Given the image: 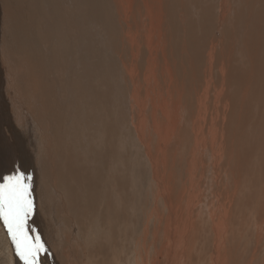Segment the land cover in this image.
<instances>
[{"label": "bare ground", "instance_id": "bare-ground-1", "mask_svg": "<svg viewBox=\"0 0 264 264\" xmlns=\"http://www.w3.org/2000/svg\"><path fill=\"white\" fill-rule=\"evenodd\" d=\"M0 18L8 25L2 26L0 36L10 41L0 42V184L27 168L16 162V133L8 124V111L31 117L39 91L46 92L48 126L39 135L41 161L55 167L62 108L72 106L74 98L97 100L84 104L92 116L71 136L82 146L76 147L81 163L105 165L106 159H117L129 147L145 158L151 186L164 203L156 207L164 230L154 234L155 239L164 238L149 256L136 237L122 231L133 219L124 215L129 198L120 201L124 214L115 222L124 227L118 229L115 245L105 241L102 264H127L136 258L148 264H193L188 261L189 242L204 229H209L211 244L207 264H239L241 257L233 262V253L229 260L224 257V247L231 255L229 235L234 234L237 243L244 239L232 230L231 218L238 211L246 222L242 209L251 208V201L258 208L255 244L262 247L264 0H0ZM107 116L129 125L117 133L106 124ZM76 119L69 114L63 121L70 128ZM93 141L103 153L81 157L79 152ZM181 163L186 169L178 174L173 168ZM253 178L256 183L248 184ZM251 185L260 187L256 196L248 193ZM74 193L80 198L77 190ZM126 193L127 188L118 190V195ZM108 200L107 194H99V203ZM199 209L207 219L205 227L206 221L195 217ZM53 225L51 242L64 237L71 252H81V264H95L85 251L87 237L69 231L63 220ZM77 228L75 223L71 230ZM27 230L33 239L39 236L46 250L34 210ZM88 238L94 241V236ZM44 251L38 254V264ZM257 251L249 264H254ZM45 257L48 264H63L54 253Z\"/></svg>", "mask_w": 264, "mask_h": 264}, {"label": "rangeland", "instance_id": "rangeland-1", "mask_svg": "<svg viewBox=\"0 0 264 264\" xmlns=\"http://www.w3.org/2000/svg\"><path fill=\"white\" fill-rule=\"evenodd\" d=\"M4 24L8 26L0 18V30ZM0 42L8 44L10 41L0 36ZM51 49L52 47L49 46L46 52L48 53ZM103 64L104 60L102 58L100 66ZM76 67H79V65ZM78 82L83 87L82 76ZM89 84L94 85L95 83L90 82ZM84 104H97V100L83 101L74 98L72 106L69 105L67 108H62L59 134L56 137L58 139V151L54 156L55 167L42 165L41 161L44 155L43 143L41 144L39 135L48 126L46 114L49 112V108L46 101V92L39 91L35 115L22 117L19 110H10L6 113L8 124L16 133V141L14 142L16 162L21 166H27L22 171L26 177L30 178L27 182L31 185L30 190L34 204L33 210L36 217V227L43 231L45 236L47 249L41 254L43 260L41 263L48 264L47 260H45V255L49 253L56 254V257L63 264H81L82 261L81 252H71L68 249L66 238L62 237L57 242L50 241V238L56 232L53 225L54 220H63L67 226H70L69 231L74 230L87 237L85 251H87L90 262H94L95 264L106 262L107 253L104 243L109 239L115 245L119 240L116 237L119 232L118 229L124 226L122 222H115V219L117 215L124 214L120 210L119 202H124L126 198H129V201L127 202L128 205L124 215L132 217L133 221L127 224V227L122 231L130 237L132 236V238L136 237L135 240H138L139 246L144 250H148L149 256H152L159 249L164 238V235L156 239L154 238L156 231L164 230L160 219L156 215V207H162L164 203L158 198V194L151 186V168L146 164V160L142 155L136 154L129 147L117 159L113 161L106 159L105 165L96 163L94 167H85L84 163H81L80 158L77 156L76 150V147L82 148V146L75 142L74 137H71L78 135L76 133L81 132L88 124L87 119L92 116L90 109L83 110ZM121 106V103L117 104L118 108H121ZM69 114H72L77 119L74 120L70 128H67L63 118ZM106 118L108 120L106 124H111L117 133H121L129 125L128 121H122L118 125L112 117L107 116ZM97 131L96 128L93 129V132ZM128 141L129 145L132 146L133 140L129 138ZM79 153L84 158L90 154L103 153V148L93 141L86 150ZM185 169L184 163L177 164L173 168L174 172L178 174H182ZM127 170L133 172L132 176ZM255 180L253 178L248 184L256 183ZM128 185L132 186L129 187ZM124 188L128 189V193L118 195V190ZM75 190L81 194L80 198L74 193ZM259 190L260 187L251 185L248 193L256 196ZM100 193L108 195L109 200L106 204L98 202ZM84 196H87L85 200H83ZM177 201L174 203L175 205ZM249 204L252 205L251 208L242 209L246 214V222H242L239 219L237 216L238 211L231 218L232 230L240 231L244 239L239 241L241 243L234 242L233 236H236L230 234L226 243L228 242V246H230L229 250L231 251L232 249V252L229 255L228 249L224 247L226 250L224 257H227L229 260L232 258L233 253V262L238 261V259L240 260L239 257H241L239 264H249L254 253L253 251L259 250L257 251L259 254H255L256 259H253L255 260L254 264L261 262V264H264V244L259 249L256 248L255 244L256 227L254 217L258 214V208L254 206L253 201L249 202ZM78 205L81 208H77ZM62 206L66 208L67 212L62 211ZM199 213L200 209L199 211H195V217L198 220H202V222L206 221L202 224L205 227L207 219H202L203 217ZM75 223L78 224V228L71 230V227ZM102 223L103 225H101ZM205 230L199 233L201 234L200 236L199 234L195 236L196 240L193 239V241L189 242L188 261H191L193 264H207L210 261L208 250L211 248V244L207 239L209 229ZM107 233L109 235L103 236V234ZM90 236H94L92 243L90 242L91 238H88ZM133 248L136 249L134 246ZM234 250H238L239 254L234 253ZM130 253L135 254L133 249ZM247 253L248 256L246 257ZM48 260L50 261V259ZM0 264H24V261L17 254V249L2 218H0ZM127 264H148V262L147 260L143 261L136 258L134 261L127 262Z\"/></svg>", "mask_w": 264, "mask_h": 264}, {"label": "snow or ice", "instance_id": "snow-or-ice-1", "mask_svg": "<svg viewBox=\"0 0 264 264\" xmlns=\"http://www.w3.org/2000/svg\"><path fill=\"white\" fill-rule=\"evenodd\" d=\"M29 179L20 172L6 177L5 183L0 184V218L24 264H38V254L45 249L39 236L33 239L27 230V219L34 209Z\"/></svg>", "mask_w": 264, "mask_h": 264}]
</instances>
